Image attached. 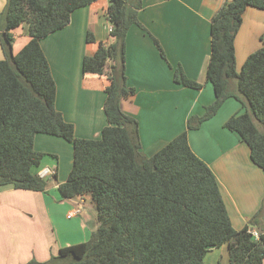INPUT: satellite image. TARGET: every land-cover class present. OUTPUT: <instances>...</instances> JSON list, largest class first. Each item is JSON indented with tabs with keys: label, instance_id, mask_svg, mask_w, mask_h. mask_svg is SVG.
<instances>
[{
	"label": "trees",
	"instance_id": "obj_1",
	"mask_svg": "<svg viewBox=\"0 0 264 264\" xmlns=\"http://www.w3.org/2000/svg\"><path fill=\"white\" fill-rule=\"evenodd\" d=\"M94 1L7 0L0 13L5 53L0 59V186L46 192L50 181L39 168L47 156H57L36 150L34 140L39 133L59 136L73 146L72 169L59 184L60 193L64 198L90 194L97 211L98 227L89 241L62 247L47 262L32 259L24 264H204L206 254L226 242L230 264H262L264 231L259 238L251 232L259 213L242 230L234 228L218 179L193 151L188 134L235 97L244 111L231 116L225 127L240 135L254 163L264 170V34L262 46L240 70L235 50L245 10H264V0H225L215 13L207 69L215 100L151 157L141 155L139 122L121 106L135 93L127 83L126 36L132 25L143 27V0H110L107 17L114 41L100 43L82 62L83 73L106 75L110 81L104 104L108 125L102 136L78 137L56 107L57 86L41 40L67 26L76 9ZM25 24L30 40L14 54L13 31ZM87 39L93 41V34ZM171 66L177 83L203 87L181 65Z\"/></svg>",
	"mask_w": 264,
	"mask_h": 264
},
{
	"label": "crops",
	"instance_id": "obj_2",
	"mask_svg": "<svg viewBox=\"0 0 264 264\" xmlns=\"http://www.w3.org/2000/svg\"><path fill=\"white\" fill-rule=\"evenodd\" d=\"M225 0H143L141 24L126 36L127 83L135 93L123 99L122 110L139 122L140 153L151 157L187 129L191 116L203 115L215 100L207 79L211 56L212 18ZM110 0H96L76 9L70 23L41 40L57 86L56 107L75 127L80 138H100L108 125L104 104L106 75L83 73L85 56L100 43L114 41L107 17ZM7 0H0V13ZM13 53L30 40L28 26L14 29ZM94 36L88 41V33ZM264 10L248 7L236 35L237 68L262 46ZM155 37L165 50L164 59ZM5 57L0 35V59ZM174 67L200 83L194 89L174 80ZM232 87L235 82H231ZM244 107L227 98L218 112L200 127L189 129L193 151L215 173L232 225L242 230L258 214L252 229L264 231V170L254 163L250 147L237 132L225 127ZM35 149L47 156L39 173L50 181L46 192L0 186V264H24L32 259L47 262L60 248L90 240L97 229L96 207L90 194L64 198L59 184L68 179L73 165L72 143L62 137L39 133ZM57 173L55 178L54 174ZM204 264H230L229 244L211 249ZM264 264V260L263 263Z\"/></svg>",
	"mask_w": 264,
	"mask_h": 264
},
{
	"label": "built area",
	"instance_id": "obj_3",
	"mask_svg": "<svg viewBox=\"0 0 264 264\" xmlns=\"http://www.w3.org/2000/svg\"><path fill=\"white\" fill-rule=\"evenodd\" d=\"M45 173H47L46 170L43 172H40V175L43 176L45 175ZM251 232L254 235V237L259 238V232L257 230L251 229Z\"/></svg>",
	"mask_w": 264,
	"mask_h": 264
},
{
	"label": "rangeland",
	"instance_id": "obj_4",
	"mask_svg": "<svg viewBox=\"0 0 264 264\" xmlns=\"http://www.w3.org/2000/svg\"><path fill=\"white\" fill-rule=\"evenodd\" d=\"M91 239V238H90ZM89 241V240H88Z\"/></svg>",
	"mask_w": 264,
	"mask_h": 264
}]
</instances>
